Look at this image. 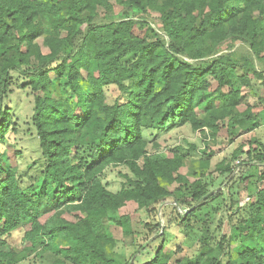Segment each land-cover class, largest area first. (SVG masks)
<instances>
[{
	"label": "trees",
	"instance_id": "1",
	"mask_svg": "<svg viewBox=\"0 0 264 264\" xmlns=\"http://www.w3.org/2000/svg\"><path fill=\"white\" fill-rule=\"evenodd\" d=\"M120 1L140 11L156 2ZM97 7L107 10L111 3L0 0V264H16L37 248L59 256L56 264H117L104 249L111 242L104 219L124 226L128 234V216L116 214L126 202L145 209L169 198L180 206L185 204L161 180L178 182L176 191L185 190L186 198L193 201L181 215L190 228L200 213L207 214L221 192L211 191L201 180L203 174L192 182L180 174L181 147L173 149L171 156L148 154L143 130H161L175 119L192 129L214 131L216 121L225 119L230 131L239 128L243 132L252 128L257 117L251 106L238 110L240 89L233 79L236 75L247 86L249 78L236 70L259 75L254 59L264 63V0H162L155 10L159 29L168 38L167 47L158 32L154 40L135 33L138 20L126 18V13L115 21L97 20ZM59 30L65 34L59 36ZM43 33L47 53L35 43ZM227 40L247 46L244 63L231 54L217 53V47ZM64 44L71 50L61 55ZM11 71L21 72L36 94L25 131L33 133L39 151L26 165L33 168L32 173L12 166L5 149L13 142L18 147L15 156L21 152V143L12 137L18 126L4 107ZM52 75L65 77L79 113L62 99L40 95L52 87ZM109 85L116 86L120 94L105 104ZM214 100L220 104L215 106ZM199 108L211 109L208 118L199 116ZM242 154L246 156L243 167L258 162L264 175V143L245 151L239 146L232 157ZM118 164H125L131 176L125 175V184L113 192L102 172ZM214 172L229 176L233 166L223 168L219 163ZM242 208L252 211L232 222V235L240 241L236 264H264V187ZM65 213L73 214V219ZM26 225L21 252L4 251L3 237ZM214 262L233 264L229 251L224 260ZM166 263L167 256L159 247L144 264Z\"/></svg>",
	"mask_w": 264,
	"mask_h": 264
},
{
	"label": "rangeland",
	"instance_id": "2",
	"mask_svg": "<svg viewBox=\"0 0 264 264\" xmlns=\"http://www.w3.org/2000/svg\"><path fill=\"white\" fill-rule=\"evenodd\" d=\"M35 1L44 2L46 0ZM161 1L156 0L154 6H148L140 11L135 8L128 9L120 0H109L111 8L105 10L97 7L95 18L110 22L121 19L126 13V18L138 20L133 27L135 33L147 35L154 40V32H158L164 38L167 47L168 38L159 29V17L155 10V6H158ZM253 13L255 15L257 11ZM44 23L43 26L46 28L45 20ZM58 34L63 36L65 32L59 30ZM45 35L43 33L35 39V43L43 53L48 52ZM61 50L60 54L65 55L70 52L71 46L64 44ZM246 50L245 44L233 40L221 43L216 49L218 54H231L235 60L242 63L245 60ZM254 66L259 75L252 70H236L237 74L244 73L249 78L247 86L242 85L236 75L233 79L240 89L238 110L243 111L251 106L257 113L250 130L241 132L239 128H235L230 131L225 119L216 121L217 129L214 131L207 127L192 129L189 124L181 125L175 119L168 120L165 128L161 130H143L148 154L171 156L173 149L177 146L181 147L178 151L183 156L182 165L179 168L180 174H183L189 182L203 174L202 182H206L211 191H220L221 195L211 201L207 214L200 213L196 218L198 222H193L190 228L181 221V215L189 206L187 204L193 201L186 198L185 190L182 189L181 193L176 191L179 186L178 182L167 183L161 180V184L168 191L173 192V196L186 200L182 206L171 198L151 209L140 208L132 201L126 202L116 214L128 216V234L124 233V226L104 219L107 233L111 237V242L105 244L104 249L116 260L117 264H144L153 257L159 247H162L167 256L166 264H215L216 259L224 260L227 251H229L233 264L237 263V248L240 241L232 235V222L240 214L252 211V208L243 211L242 207L248 205L255 197L256 191L264 187L263 166L256 164L248 168L242 166L237 174L229 176L214 172V166L222 163L223 168H231L235 160L232 156L239 146L245 151L264 143V115L261 109L264 99V63L256 62L254 59ZM85 75L86 73H83V76ZM51 78L52 87L40 95L62 99L75 113H79L75 97L67 90L65 77L58 78L52 75ZM80 82L86 90L89 89L84 78H81ZM7 83L9 91L4 100V107L9 109L13 123L18 126V132H13L15 136L12 135V137H15L14 140L17 143H21V152L15 156L14 150L18 147L13 142L8 143L5 149L12 166H16L18 171L25 170L32 173L33 168H26V165L38 156L39 151L33 133L25 134V131L32 114L36 94L31 91L28 79L21 72L11 71ZM119 94L116 86L109 85L105 89L104 103L111 104ZM207 99L208 97L205 100ZM219 104L218 100H214L215 106ZM210 110L209 108L202 111L199 108L198 114L202 118H208ZM238 158L246 161L245 154ZM141 163L142 159H139L138 164ZM125 175L131 176L125 164L108 165L102 172V179L107 183L109 190L117 192L126 182ZM227 176L228 179H226ZM47 216L48 214L41 220L44 221ZM64 216L73 219L71 213H65ZM25 229H28L27 225L4 236L5 244L2 249L19 254ZM158 230L161 234L157 233ZM58 258L59 256L49 250L37 248L16 264H56L55 261Z\"/></svg>",
	"mask_w": 264,
	"mask_h": 264
},
{
	"label": "built area",
	"instance_id": "3",
	"mask_svg": "<svg viewBox=\"0 0 264 264\" xmlns=\"http://www.w3.org/2000/svg\"><path fill=\"white\" fill-rule=\"evenodd\" d=\"M246 161L243 160L242 158H237L234 160V163H233V172H232V175L233 174H237L239 172V169L244 165ZM251 164H256L258 165V162H251Z\"/></svg>",
	"mask_w": 264,
	"mask_h": 264
}]
</instances>
